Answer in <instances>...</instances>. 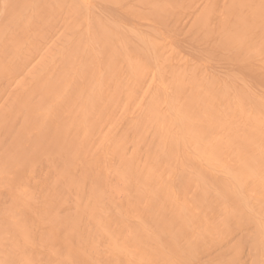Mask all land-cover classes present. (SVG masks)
Instances as JSON below:
<instances>
[{
	"label": "bare ground",
	"instance_id": "1",
	"mask_svg": "<svg viewBox=\"0 0 264 264\" xmlns=\"http://www.w3.org/2000/svg\"><path fill=\"white\" fill-rule=\"evenodd\" d=\"M263 85L264 0H0V264H264Z\"/></svg>",
	"mask_w": 264,
	"mask_h": 264
},
{
	"label": "rangeland",
	"instance_id": "2",
	"mask_svg": "<svg viewBox=\"0 0 264 264\" xmlns=\"http://www.w3.org/2000/svg\"><path fill=\"white\" fill-rule=\"evenodd\" d=\"M224 66V65H223ZM263 88H264V85H263Z\"/></svg>",
	"mask_w": 264,
	"mask_h": 264
}]
</instances>
